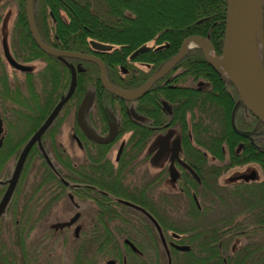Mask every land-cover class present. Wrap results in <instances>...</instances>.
<instances>
[{
    "label": "flooded vegetation",
    "instance_id": "1",
    "mask_svg": "<svg viewBox=\"0 0 264 264\" xmlns=\"http://www.w3.org/2000/svg\"><path fill=\"white\" fill-rule=\"evenodd\" d=\"M9 15H12L11 10ZM15 26L13 23V30ZM12 34L14 32L7 31L4 37L1 31V43L4 40L9 41ZM94 52L97 51L92 50L89 55L98 57ZM67 61L72 63L68 59ZM82 61L72 64L81 66ZM34 62L42 64L37 71ZM23 65L30 66L27 71L30 73L29 80L27 85L22 84L11 89L15 95L12 102L18 108L11 109L14 117L11 116L8 120L0 115V147L4 141H22L26 144L58 103L51 108L48 103L51 88L48 82L43 84L46 75L43 71L46 66L44 60L36 59ZM137 65L146 68L148 64L139 62ZM123 71L124 74L127 73L126 69ZM90 92L95 90L88 88L86 94ZM111 95H100L106 101L83 102L80 99L65 103L39 141L31 147L28 155L35 146L34 152L40 156L50 157L51 154L54 158H70L71 154L62 142H73L79 147L84 160L78 163L74 161L75 169H67L62 163L61 169H46V175L40 176L37 184L44 191L36 198L31 196L27 210L22 205L19 210L18 206L15 207L17 200L13 202L12 199L15 188L11 204H8L11 214L15 208L18 212L11 215L15 224L9 231L12 244L10 252H6L10 259L8 264H98L101 256L106 258L105 264H194L193 251L204 250V247H199L197 238L202 237L205 243L208 241L211 222L209 216L217 212L215 219L220 221L217 234L222 241L218 250L222 259L220 264H240L236 260L227 261L236 252L239 244L229 246L232 241L226 244L225 240L227 236H232L230 231L233 225L230 223L236 224L243 216L249 215H242V211H253L245 207L250 196L264 195V191L254 189L258 185L263 189V169L256 163H245L247 168L244 171H235L232 176L223 180L224 173L231 169L218 165L216 162L223 160L210 156L207 152L204 153L208 163L206 166H186L180 158L181 135L175 120L171 118L162 125H156L147 111V103H114ZM65 105L67 106L64 107ZM163 106L164 112L171 115L169 108L165 104ZM239 111L244 116L250 113L244 104ZM134 126L139 129L136 133ZM168 131L176 137L171 145L168 165L159 169L147 181H143L138 175L135 177L139 178L138 183L131 179L133 173L135 176V170H141L135 169L137 157L142 155L148 144L161 139ZM113 134L112 141L99 142ZM131 140L140 143L136 145L134 159L128 162L122 160V156L129 151ZM175 142L177 152L173 155ZM46 143L49 144V151L44 145ZM235 148L236 154H239L246 148V142L241 140ZM156 149L157 147L152 154H155ZM226 155L227 153L224 157ZM250 164L259 166L262 178L258 170ZM211 169L214 170L212 178L207 176ZM196 170H202V179ZM22 172L23 169L20 177ZM190 176L195 177L196 182L189 181ZM49 179L57 181L47 182ZM163 181L173 186L172 192L161 188ZM6 188L7 184L5 190ZM65 200L72 210L69 219L50 223L47 229L37 232L39 221L48 218L52 213L63 212L59 206ZM260 202H264L262 197ZM7 207L0 219L6 216ZM22 219L21 223L24 224L21 225ZM1 246L0 240V248ZM67 248L70 251L66 252ZM6 253H0V264L4 263ZM61 259L69 261L66 263Z\"/></svg>",
    "mask_w": 264,
    "mask_h": 264
},
{
    "label": "trees",
    "instance_id": "2",
    "mask_svg": "<svg viewBox=\"0 0 264 264\" xmlns=\"http://www.w3.org/2000/svg\"><path fill=\"white\" fill-rule=\"evenodd\" d=\"M13 1L16 5V26L12 43H1L0 87L5 90L4 95L11 93L8 74L4 69L5 63L9 65L4 53L5 48L10 56L21 64H28L36 59L44 60L46 66L43 71L46 80L44 79L43 84L48 82L51 88L48 102L51 108L66 94L71 79L70 70L59 59L47 55L37 47L29 32L25 0ZM225 14L226 0H33L34 23L46 45L84 54L96 50L94 53L105 63L108 81L125 91L141 87L178 53L182 42L188 36L207 38L215 54L220 55ZM91 41L112 47L109 50L95 48ZM144 45L150 49L131 59L132 53ZM68 60L72 63L80 61L73 58ZM139 62L148 65L143 68L137 65ZM81 64L84 70L77 72L75 90L66 104L80 99L83 101L88 94L91 101H106V98H101L100 95L111 94L102 88L99 67L88 61H82ZM123 69L127 70L126 74ZM21 73L28 83L30 73ZM88 88H93L95 92L86 94ZM111 96L114 103H147V111L156 125H162L171 118L175 120L181 135L180 158L186 166H206L208 163L205 152L219 160L227 153L230 163L225 165L226 168L251 162L258 164L264 171V125L250 113L247 116L241 114L239 109L243 103L236 90L228 79L211 67L200 48L188 49L172 69L154 82L141 97L123 100L113 94ZM163 104L172 112L171 115L164 112ZM134 127L136 133L139 129ZM241 140L246 142V148L236 154L235 147ZM139 143L140 141L131 140L129 151L122 156V160L131 162ZM24 144L21 141H4L0 147V198L10 177H5V167L12 158L16 161ZM13 147L17 150L15 155L11 156L13 152L10 153V150ZM34 151L35 146L26 158L23 174L31 155L35 154ZM41 158L44 169H58L50 162L48 164L46 156ZM55 159L67 169H75L71 158ZM196 171L202 179V170ZM212 175L213 169L207 176L212 178ZM188 180L196 182V178L192 176ZM19 181L16 190L20 185ZM261 182L264 184V180ZM259 186L254 189L264 191V186L263 189ZM261 197L264 200V195H251L245 206L247 209H253L256 214L251 210L242 211V215H249L243 216L236 224L230 223L233 225L230 231L232 236H227L226 244L234 240V235L246 237L247 241L240 245L227 261L264 264V202H260ZM12 199L14 202L16 196ZM219 223V219L210 222V235L206 243L202 237L197 238L199 247H204V250L193 251L194 264L222 263L218 251L219 244L222 243L217 234ZM5 256L2 264L9 263V253Z\"/></svg>",
    "mask_w": 264,
    "mask_h": 264
},
{
    "label": "water",
    "instance_id": "3",
    "mask_svg": "<svg viewBox=\"0 0 264 264\" xmlns=\"http://www.w3.org/2000/svg\"><path fill=\"white\" fill-rule=\"evenodd\" d=\"M25 8L27 24L33 42L47 55L53 56L65 63L70 70L71 79L66 94L61 97L60 101L45 122L25 144L17 158L13 172L7 180V188L0 200V217L11 200L31 147L39 141L41 135L52 123L61 107L69 100L75 90L76 74L77 72L83 71V68H81L80 65L74 66L72 63L68 62V58L95 63L99 67V80L105 90L120 99L135 100L146 93L154 82L170 71L185 55L188 49L193 47L200 48L206 61L221 76L231 82L247 110L264 125V72L262 66L260 64L258 65L256 58L254 57V35L251 39L248 25L249 15H252L255 28L254 34H257L258 39L264 46L263 0H226L225 25L220 55L215 54L213 46L207 38L198 35L188 36L184 39L178 53L174 57H172L159 71L152 75L141 87L132 91H125L112 85L107 79L105 64L98 57L81 52L59 50L46 45L40 38L34 23L33 0H25ZM196 41H198L199 44L194 45L193 43ZM6 43L7 41L4 40L3 44L6 45ZM91 44L93 47L103 50H109L112 47L110 45L93 41H91ZM148 49H150V47L144 45L134 51L130 58H134L137 54L147 51ZM209 50L213 52V56L209 55ZM4 53L12 68L22 72L30 70V66L20 64L13 59L7 48L4 49ZM220 62H222V65L219 66ZM83 102H85V99ZM1 134L2 120L0 118V145L2 143ZM113 138L114 134L108 138L100 139L99 142L108 143L112 141ZM176 146L177 143L175 142L172 149L173 155H176ZM172 175H174L173 172ZM180 248L188 249L187 247Z\"/></svg>",
    "mask_w": 264,
    "mask_h": 264
},
{
    "label": "rangeland",
    "instance_id": "4",
    "mask_svg": "<svg viewBox=\"0 0 264 264\" xmlns=\"http://www.w3.org/2000/svg\"><path fill=\"white\" fill-rule=\"evenodd\" d=\"M11 10L12 15H9V11ZM16 12V5L14 3L13 0H0V54H2V50H1V31H3V36L6 37V33L7 31H12L13 32V27L12 24L14 23V18H15V13ZM14 15V16H13ZM13 34L8 38L9 41H7L8 43H12L13 40ZM5 39V38H4ZM2 39V41L4 40ZM254 49L256 52V56L257 59L259 61V64L262 66L263 72H264V49H263V44L262 42L258 39L257 34H254ZM1 61H0V74H1ZM36 68V71L38 69L41 68V63H37L34 62V64ZM4 69L6 70L7 74H8V81L10 84V89H12V87H16L18 85H22V84H26V78L25 76L18 70H14L11 66H9L8 64H4ZM190 84V83H189ZM3 91H5L2 87H0V115L5 119L8 120L11 118V116H13L14 111L12 112L11 109H16L18 108L17 105L15 103L12 102V99L15 98V95H13L14 93H7V95H4ZM13 91V90H11ZM85 102L87 101H91L90 98V94H88L87 96H85ZM11 114V115H10ZM14 117V116H13ZM24 117V116H23ZM25 120V119H24ZM175 136L174 133H172L171 131H168L166 133V135L164 137H162L161 139L157 140L156 142H151V144H148L146 147V150H144V152L142 153V155L140 157H137L136 159V167L135 169H141V170H135V176L132 174L131 175V179H133L134 181L137 182V180L139 178L143 179V181H147L149 179H152L158 172L159 169H162L163 167L167 166L171 157H170V149H171V145L172 142L175 140ZM122 141V140H121ZM121 141L116 144V147H114L115 149L118 148L119 144L121 143ZM22 142V141H21ZM150 143V142H149ZM62 144H64L68 151L71 154V159L72 161H77L78 162H82L84 160V158L82 157V153L79 149V147H77L75 145V143L73 142H68V141H64L62 142ZM45 147L47 148V150L49 151L50 147L49 144L46 143L44 144ZM157 147L155 154H152V152H154L155 148ZM114 149V150H115ZM17 149L13 148L11 149L10 153L11 156L15 155V151ZM51 153V151H50ZM49 156H46L47 162L49 164V162L54 165L57 166L58 169H61L62 164L57 161L51 154H49ZM113 155H115L113 153ZM152 155V156H151ZM151 156V157H150ZM209 159H211L210 156H208ZM222 162H216L218 165H221L222 167H225L226 164L230 163V158L228 155H226L223 159ZM14 162L15 160L12 158L11 160H9V162L7 163L6 167H5V171H4V175L7 178L12 169L14 168ZM207 162V161H206ZM29 164L26 167V171L25 174H23L22 172V177H20V185L19 187H17V190L14 194V197L16 196V206H18V210L20 209V205H22L24 207V210H27V207H29V202H30V198H36L39 195H42L41 192H43L44 190H42L41 186L37 187L40 176H45L46 175V169H44L43 165H42V158L39 154H33L31 155L30 161L28 162ZM249 166V165H248ZM250 166L255 167L254 169H257L259 174L261 175V178L263 177L262 172L260 171V168L258 165L256 164H250ZM223 168V169H224ZM247 168L246 165L243 164H234V165H230L229 168L227 169H231L229 171H226L224 173V175L222 176L223 180L232 176L235 171H244ZM132 172V171H131ZM138 177L137 179H135V177ZM57 180L54 179H49L47 182H55ZM138 183V182H137ZM172 185L170 183H164V181L162 182L161 188L164 191L167 192H172ZM35 188V191L33 192ZM40 188V189H39ZM196 191V190H195ZM33 193V195H31ZM32 196V197H31ZM67 199V198H64ZM15 200V201H16ZM61 208V210H63V212H58V213H52L51 216H49L46 219H43L41 222L39 221L36 226V231L40 232L41 230L47 229L48 225L50 223L53 222H58L60 220H68L69 217L72 215V210L69 209V203L65 200V202H62V204L59 206ZM16 211V212H15ZM15 211L12 214H17V209L15 208ZM66 211V212H65ZM11 211L7 212L6 216L2 218L1 224H0V240L2 241V246L0 248V253L1 252H10V248H11V234H10V230L13 229L15 221L13 219H11ZM218 216V212L216 214L211 213L210 214V219L211 222L212 220H216L215 218ZM24 219V218H23ZM23 219L20 221V223L23 221ZM56 222V223H57ZM59 223V222H58ZM39 234V233H37ZM239 239V240H238ZM236 240V241H235ZM247 238L246 237H236L234 238V240H232L231 243H229L231 245H242L243 243H246ZM73 243V242H72ZM73 245H76L75 243H73ZM69 247V245L67 246ZM70 251L69 248H67L66 252ZM63 260V259H61ZM60 260V262H61ZM69 260H63V262L68 263ZM106 258H103L102 256L99 257L98 259V264H105Z\"/></svg>",
    "mask_w": 264,
    "mask_h": 264
},
{
    "label": "bare ground",
    "instance_id": "5",
    "mask_svg": "<svg viewBox=\"0 0 264 264\" xmlns=\"http://www.w3.org/2000/svg\"><path fill=\"white\" fill-rule=\"evenodd\" d=\"M248 25H249V30H250V36H251V39H252L253 38V35H254V29H255L254 28V20H253V16L252 15H249ZM193 44L194 45H197V44H199V42L196 41ZM208 53H209L210 56H213V52L211 50H209ZM254 57L256 58V61H257L258 65H259V61H258V59L256 57V52L254 53ZM220 65H222V62H220L219 66Z\"/></svg>",
    "mask_w": 264,
    "mask_h": 264
}]
</instances>
